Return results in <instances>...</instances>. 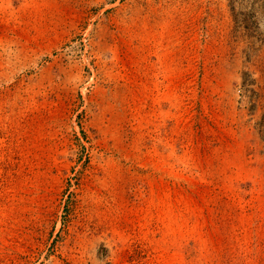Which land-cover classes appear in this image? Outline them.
Masks as SVG:
<instances>
[{"label":"rangeland","instance_id":"obj_1","mask_svg":"<svg viewBox=\"0 0 264 264\" xmlns=\"http://www.w3.org/2000/svg\"><path fill=\"white\" fill-rule=\"evenodd\" d=\"M0 264H264V0H0Z\"/></svg>","mask_w":264,"mask_h":264}]
</instances>
